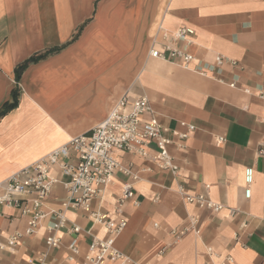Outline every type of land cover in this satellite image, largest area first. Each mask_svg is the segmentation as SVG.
<instances>
[{"label": "crops", "instance_id": "0c3cea01", "mask_svg": "<svg viewBox=\"0 0 264 264\" xmlns=\"http://www.w3.org/2000/svg\"><path fill=\"white\" fill-rule=\"evenodd\" d=\"M159 25L169 33L183 25L194 30L188 45H176L184 46L194 57L192 66L207 75L149 57L152 37L161 36ZM44 51L50 52L29 63L16 81L15 67ZM216 54L238 65L216 67ZM232 80L237 87L225 83ZM13 90L16 104L5 109ZM138 95L149 99L173 141L172 130L185 132L187 124L194 129L181 146L169 147L175 174L134 154L112 152L139 175L133 197L123 204L127 226L116 246L132 264H204L207 245L230 254L232 264H264V155L258 154L264 142V0H0V184L103 121L120 97L131 101ZM246 167L254 170L249 198L244 197ZM51 175L59 181L45 207L59 209L67 178L57 166ZM126 181L131 180L114 173L91 208L114 219ZM204 184L224 205L220 211L185 204L176 191L181 185L197 193ZM64 215L80 227V256L67 259L71 237L65 231L56 233L58 247L46 246L51 221L46 218L32 235L0 249V264H30L43 254L49 264H80L90 239L86 231L106 233L80 209H65ZM188 215L198 218L200 234L188 231L175 242L170 230L187 226ZM26 220L16 208L0 205V241L22 231Z\"/></svg>", "mask_w": 264, "mask_h": 264}, {"label": "built area", "instance_id": "2783aa9c", "mask_svg": "<svg viewBox=\"0 0 264 264\" xmlns=\"http://www.w3.org/2000/svg\"><path fill=\"white\" fill-rule=\"evenodd\" d=\"M160 38L152 37L148 55L151 58L174 62L179 66L194 70L201 75H207V71L198 65L192 66L193 55L184 46L176 45L177 42L188 45L194 30L188 26H180L173 32L161 31ZM229 64L236 67L235 59L220 54L214 56V65L221 67ZM224 82L222 79H218ZM229 87H237L235 81L225 82ZM245 93H250L244 88ZM258 96L263 97V92L258 91ZM185 132L172 130L177 137L173 141L167 136L169 129L163 126L152 109L149 99L145 95H138L128 101L126 96L120 97L110 108L103 121L85 133L70 137L60 146L34 161L31 165L23 167L12 173L0 184V205L14 207L20 215L26 216V225L22 231H15L6 241H0V249H11L23 236L32 235L46 218L51 219L46 225L48 234L45 236L47 247H58L59 237L57 232L65 231L71 237L67 246V259L80 256L77 233L80 227L68 221L64 215L65 209H80L86 212L93 223L100 224L106 235L98 237L90 230L86 231L90 236L86 251L81 255L80 264H132V259L127 253L120 250L116 244V237L127 226V217L123 204L134 195L132 184L139 179L137 171L132 170L131 165H123L120 160L112 155L113 151H122L134 154L153 163L158 169L177 172V165L169 152L173 144L181 146L179 141L187 136V132L194 129L192 124L186 125ZM218 141H224L223 136H217ZM71 154L75 156L70 159ZM258 154L264 155V142L259 145ZM67 159V160H66ZM57 166L59 172L67 180L62 184L66 190L65 198L60 202L59 209H46L45 202L52 187L59 180L51 175V168ZM143 170H149L145 168ZM120 172L130 178L126 181L117 197L113 207L114 219L106 213L91 208V200L100 196L111 183L114 173ZM253 167L244 169V197L249 198L253 181ZM210 185L204 184L203 191L197 193L188 192L181 185H177L176 191L181 196L183 203L193 204L200 209L212 212L220 211L224 205L210 197ZM159 197L156 196L155 200ZM198 218L187 216V226L180 230L171 229L174 241H179L188 231L200 234L197 225ZM208 261L204 264H232L234 259L230 254L220 255L211 246L205 247ZM218 259L214 263V259ZM30 264H49L45 255L28 260Z\"/></svg>", "mask_w": 264, "mask_h": 264}, {"label": "trees", "instance_id": "16d2710c", "mask_svg": "<svg viewBox=\"0 0 264 264\" xmlns=\"http://www.w3.org/2000/svg\"><path fill=\"white\" fill-rule=\"evenodd\" d=\"M80 31V27L78 29V31L75 33V37L76 35L79 33ZM50 51H44L41 53H37L34 54L32 56H30L29 58H27L26 60L20 62L16 67H15V80L18 81L20 74L22 73V71L25 69V67L31 63V62H35L43 57H45ZM13 101L11 103H5L4 108L8 109L12 106H14L16 104V95H15V91L13 90Z\"/></svg>", "mask_w": 264, "mask_h": 264}]
</instances>
